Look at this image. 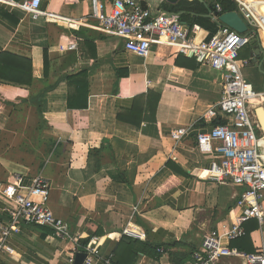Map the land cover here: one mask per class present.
I'll return each instance as SVG.
<instances>
[{"label": "crops", "instance_id": "obj_1", "mask_svg": "<svg viewBox=\"0 0 264 264\" xmlns=\"http://www.w3.org/2000/svg\"><path fill=\"white\" fill-rule=\"evenodd\" d=\"M101 1L109 6L112 0ZM251 1L264 13V0ZM42 10L48 16L32 20L0 5V55L31 60L29 84L0 80V108L13 107L8 118L25 115L29 128L28 137L20 128L12 130L22 137L11 152L0 155V186L18 175L19 190L26 191L35 179H44L48 196L34 199L67 223L69 235L61 239L49 228L21 224L6 241L11 253L0 251V264H73L83 252L77 242L87 238L114 264H188L205 237L226 231L239 213L234 207L242 189L205 178L221 155L213 149L200 152L196 141L221 120L215 109L220 74L196 62L191 69L155 46L140 58L126 52L120 38L79 26L96 25L90 0H43ZM193 27L207 39L206 32ZM72 43L76 48L68 50ZM251 43L252 56L245 60L251 59L262 76V90L254 92L263 93L264 37L259 34ZM153 94L158 96L153 121L135 127L117 120L133 106L145 109L148 103L151 110ZM254 102L261 108L264 136V103L259 97ZM178 129L187 133L176 140ZM10 205L0 191L3 224ZM248 224L253 249L264 248V223ZM177 243L180 247L168 246ZM141 244L164 254L151 259L140 252ZM181 257L188 259L180 263Z\"/></svg>", "mask_w": 264, "mask_h": 264}, {"label": "built area", "instance_id": "obj_2", "mask_svg": "<svg viewBox=\"0 0 264 264\" xmlns=\"http://www.w3.org/2000/svg\"><path fill=\"white\" fill-rule=\"evenodd\" d=\"M42 1L0 0V5L38 20L48 16L42 10ZM233 1L247 25V33L237 34L223 26L210 40L200 38L198 29L181 23L178 15L161 10L160 6L167 4V0H112L109 6L101 0H90V17L96 25L71 21L120 38L124 50L140 58L146 59L151 47L155 46L169 50L172 55L193 59L198 66L220 74L221 97L215 109L223 124L215 125L208 133L198 134L196 141L200 152L213 149L221 155L205 171V178L242 189L234 207L239 213L232 215L226 231L211 232L205 237L201 250L192 254L188 264H264V248L253 254L230 248L232 242L246 236V223L256 221L259 226L264 223V161L261 158L264 136L255 110L249 105L257 97L264 103V92L255 93L246 82L243 70L250 65L251 59L239 57L257 35L264 37V16L259 15L254 4L252 7L245 0ZM215 12L219 14L220 8L216 7ZM75 48V43L68 46V50ZM186 133L185 129H178L176 140ZM11 179V184L0 186L3 198L11 203L7 208L8 223L0 222V251L11 253L6 241L19 232L21 224L49 228L57 238L68 237L67 223L55 218L45 203L34 199L48 196L46 181L39 177L26 191H20V177L14 175ZM158 252L164 254L163 250ZM82 253L86 255L83 264H114L111 256H101L97 246L89 244Z\"/></svg>", "mask_w": 264, "mask_h": 264}, {"label": "trees", "instance_id": "obj_3", "mask_svg": "<svg viewBox=\"0 0 264 264\" xmlns=\"http://www.w3.org/2000/svg\"><path fill=\"white\" fill-rule=\"evenodd\" d=\"M250 5L253 7V1L247 0ZM216 7L220 8V14L230 13V12H238V8L236 3L233 0H203L201 3L199 0H180L176 5H164L163 10L167 11L171 14H179L180 22L187 25L188 27L197 26L198 28L202 29L204 32L207 33V40H210L214 37L217 32L222 28V24L218 22H213L207 16H212L213 13L216 11ZM257 12L259 15H263V11L256 7ZM250 31V29H249ZM253 43H250L244 49H248L249 57L252 56V47ZM243 49V50H244ZM183 56H178L177 60L184 61L189 63L192 67L191 69L197 68V64L194 60H187L186 58H182ZM240 57V55H239ZM248 57V58H249ZM47 52L43 53V62L44 65H47ZM0 80L3 82H12L20 85H27L31 81V60L30 59H21V57L13 56L8 53H3L0 55ZM153 105L152 109H150V104L146 103V108L143 109L140 106H133L128 113L125 115H117V120L123 122L125 124L131 126H139L142 122H150L154 120L155 114V101H157L158 96L153 94ZM149 115L145 116L144 113ZM223 121L220 119L215 122V125H222ZM245 226L246 229V236L239 240H236L230 244V248L236 249L239 252L253 254L255 253V249H253L249 234L252 232L253 227ZM91 238H87L85 240H79L77 242V248L80 251H83L85 247L88 245L89 240ZM170 248L180 247V244H171L168 245ZM140 252L146 255L151 259H157L159 256V248L153 247L148 244H141L140 245ZM166 248V247H165ZM192 254H189L191 256ZM188 256V257H189ZM185 257H181L179 262H184L188 259ZM186 262V261H185Z\"/></svg>", "mask_w": 264, "mask_h": 264}, {"label": "rangeland", "instance_id": "obj_4", "mask_svg": "<svg viewBox=\"0 0 264 264\" xmlns=\"http://www.w3.org/2000/svg\"><path fill=\"white\" fill-rule=\"evenodd\" d=\"M165 4L161 5L160 8L162 9ZM248 49H244L240 52V59L245 60V58H248ZM243 74L246 76V82L251 84L252 89L254 90H262L263 86V80L261 74L255 70L253 64L248 66L243 70ZM220 85V82H219ZM221 94V92H220ZM15 108V107H14ZM13 107H7L6 111L0 108V129H2V133H0V155L11 152L12 149L15 148L17 143L19 142V138L22 137V135L18 136L17 133L13 132L12 130H17L20 128V133H22L24 136L28 137L27 133L29 131V128L24 127V120L27 119L25 115L22 114L21 119L16 118H8L7 117V111H12ZM21 110H26L28 107H20ZM19 125L22 126H18ZM29 134V133H28ZM18 137V140H17ZM264 229V227H262Z\"/></svg>", "mask_w": 264, "mask_h": 264}, {"label": "water", "instance_id": "obj_5", "mask_svg": "<svg viewBox=\"0 0 264 264\" xmlns=\"http://www.w3.org/2000/svg\"><path fill=\"white\" fill-rule=\"evenodd\" d=\"M178 1L179 0H167L168 4L170 5H175ZM207 17L211 18L213 21L222 24V26L229 28L230 30H232L237 34L247 33V25L245 24V22L242 20V18L237 12H230L225 14H218L215 12L213 13V16L208 15ZM260 68H262L261 73L264 75V62L261 63ZM262 111L264 113L263 108ZM85 257L86 255L84 253L76 254L73 264H83Z\"/></svg>", "mask_w": 264, "mask_h": 264}, {"label": "bare ground", "instance_id": "obj_6", "mask_svg": "<svg viewBox=\"0 0 264 264\" xmlns=\"http://www.w3.org/2000/svg\"><path fill=\"white\" fill-rule=\"evenodd\" d=\"M260 100L262 101L261 98H260ZM249 105H250V109H254L255 110V114L257 116V119L262 120L263 116H262L261 108H260V106H255L256 103L254 102V99H252L250 101Z\"/></svg>", "mask_w": 264, "mask_h": 264}]
</instances>
